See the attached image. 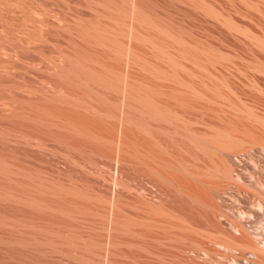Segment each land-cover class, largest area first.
I'll return each mask as SVG.
<instances>
[{
  "label": "rangeland",
  "instance_id": "374dc122",
  "mask_svg": "<svg viewBox=\"0 0 264 264\" xmlns=\"http://www.w3.org/2000/svg\"><path fill=\"white\" fill-rule=\"evenodd\" d=\"M259 7L0 0V264H246L230 243L243 219L264 238Z\"/></svg>",
  "mask_w": 264,
  "mask_h": 264
},
{
  "label": "bare ground",
  "instance_id": "6f19581e",
  "mask_svg": "<svg viewBox=\"0 0 264 264\" xmlns=\"http://www.w3.org/2000/svg\"><path fill=\"white\" fill-rule=\"evenodd\" d=\"M244 3H246L248 6H251L253 9H255V11H256V9L260 6V4H261V7H259L260 9H258L260 12H262L261 10H263V6H262V4L264 5V0H242ZM199 4V3H198ZM243 4V3H242ZM246 8H247V6H245ZM200 8V7H199ZM249 8V7H248ZM251 8V9H252ZM262 8V9H261ZM254 12V11H253ZM256 13V12H255ZM263 13V16H264V12H262ZM212 14V13H211ZM262 18V17H261ZM263 20V19H262ZM41 36V35H40ZM261 39V38H260ZM259 39V41H261ZM264 40V39H263ZM262 42V41H261ZM262 45V44H261ZM264 46V45H263ZM73 65V64H72ZM176 67H178V65L176 66ZM175 69V68H174ZM177 69V68H176ZM27 71V70H26ZM49 71V70H48ZM175 71V70H174ZM41 72V71H40ZM90 72H91V70H90ZM8 73V72H7ZM166 73H169V72H164L163 74H166ZM48 74V73H47ZM170 74V73H169ZM173 75V74H172ZM171 75V76H172ZM168 76V75H167ZM175 76V75H174ZM169 77V76H168ZM177 77V76H176ZM87 78V77H86ZM170 78V77H169ZM173 78H175V77H173ZM99 79V78H98ZM101 80V79H100ZM177 81H178V79H176ZM98 81V80H97ZM85 84H87V83H85ZM89 84V83H88ZM91 86V85H90ZM55 92V91H54ZM129 92V91H128ZM195 92H197V91H195ZM64 94V93H63ZM129 94H133V93H131V92H129ZM197 94H198V92H197ZM65 95V94H64ZM128 95V94H127ZM130 96V95H129ZM133 96V95H132ZM135 96V95H134ZM134 98V97H133ZM137 98V97H136ZM139 99V98H138ZM138 99H135V100H138ZM132 100V99H131ZM146 100V99H145ZM135 104L136 103H138V102H134ZM139 103L141 104V107H140V111L141 112H143L145 115H147L149 118H161L162 116L164 117V114L163 113H161L160 114V112L162 111H160V109L158 110V111H160V112H158L157 110H156V108H155V106H153V105H151V103L150 102H147V101H145L144 102V100L142 99V101L140 100L139 101ZM134 105V104H133ZM137 105H139V104H137ZM131 106H129L128 108H130ZM134 107H136V106H134ZM163 112V111H162ZM124 119H125V121H127V122H130V121H132L131 119H130V117H129V115L127 116H124ZM158 121V120H157ZM146 126H148V125H146ZM146 129L148 128H151V127H145ZM77 130V129H76ZM146 131V130H145ZM152 132V131H151ZM76 133H77V131H76ZM82 133V132H81ZM93 134V133H92ZM177 134V133H176ZM178 135V134H177ZM221 136H219V137H221L222 138V134H220ZM197 136V135H196ZM201 137V136H200ZM219 137H217L219 140H220V138ZM223 137H225V136H223ZM213 138V137H212ZM216 138V137H215ZM216 138V139H217ZM188 140H189V142H191V144H193L195 147H197V148H199V149H201L203 152H205V153H213V154H221V156H223L222 154H224V156H225V150H224V146L225 145H223L225 142H223L222 140H221V142L219 143L218 142V139H217V141L213 138V140L212 139H210V137H203V138H199L198 136L197 137H195V135L194 136H188V138H187ZM223 142V147H221L220 145H221V143ZM258 143V144H257ZM256 144H257V146H259V148H261L262 150H264V144L263 143H261V142H257ZM226 144H227V142H226ZM229 144V143H228ZM230 145H232V144H229V146ZM237 145V144H236ZM240 145V144H239ZM228 146V147H229ZM233 146V145H232ZM241 146V145H240ZM235 147V146H234ZM234 147H233V149H234ZM239 147V146H238ZM225 148H226V146H225ZM230 149H232L231 148V146H230ZM236 149H237V147H236ZM228 150V149H227ZM211 156H212V154H211ZM220 156V155H219ZM226 158H227V156H226ZM226 163H228V162H226ZM231 163V162H230ZM225 164V163H224ZM230 166V165H229ZM223 168V167H222ZM227 168V167H226ZM233 169V168H232ZM231 169V167L230 168H227L225 171H224V176L227 178V179H229V180H234V182L235 181H237V182H242V179H241V176H239V175H237L236 177H235V175H234V170H232ZM222 172V171H221ZM241 180V181H240ZM240 184V183H239ZM262 186V185H261ZM264 187V186H263ZM218 195V194H217ZM264 198V197H263ZM261 201H262V206H263V204H264V200H262L261 199ZM260 205V204H259ZM262 206H261V208H262ZM243 217V216H242ZM236 228V230H237V233H239L242 237H243V239L242 240H240V241H237V242H233V243H230V248L232 247V248H242L244 251H246L247 253H249L250 254V257L249 258H251V259H245L246 260V264H264V238H263V236H262V231H261V229L262 228H257V229H255L253 226H251V225H248L247 223H245L244 222V219L243 220H239V223L237 224V227H235ZM264 234V233H263ZM241 258V257H240ZM239 258V259H240ZM241 259H243V258H241ZM238 260V259H237ZM243 261V260H242ZM237 262V261H236ZM235 262V263H236ZM237 263H239V262H237ZM236 263V264H237Z\"/></svg>",
  "mask_w": 264,
  "mask_h": 264
}]
</instances>
